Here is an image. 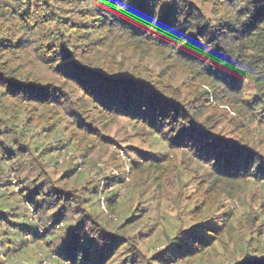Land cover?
Listing matches in <instances>:
<instances>
[{
    "label": "trees",
    "instance_id": "trees-1",
    "mask_svg": "<svg viewBox=\"0 0 264 264\" xmlns=\"http://www.w3.org/2000/svg\"><path fill=\"white\" fill-rule=\"evenodd\" d=\"M120 119L142 145L101 191L76 159ZM127 174L173 188L162 222ZM263 181L264 0H0V264H264V205L233 211Z\"/></svg>",
    "mask_w": 264,
    "mask_h": 264
},
{
    "label": "rangeland",
    "instance_id": "rangeland-1",
    "mask_svg": "<svg viewBox=\"0 0 264 264\" xmlns=\"http://www.w3.org/2000/svg\"><path fill=\"white\" fill-rule=\"evenodd\" d=\"M154 63H155V60L148 61V64H154ZM176 75L177 76H174L175 85L176 84L181 85V86H178L179 91L186 90V86L182 84V82L185 80V75L181 73L176 74ZM253 127L254 126H251V128ZM34 132L39 133V131L37 130H34ZM105 132L106 134H108V136H110L111 138H114L117 141V144L110 145L108 152H105L106 156L100 153L90 155L92 162L97 163L96 166L92 167L93 163L92 165L91 163L90 164L80 163L79 160L76 159L79 170H82V171L93 170V172L97 174V177L100 179L99 188L101 189V191L103 190V187L107 186L106 184L109 183L108 178L114 177L113 178L114 181H118L120 179V174L116 172V170L114 169V166L106 162L107 156L111 152H117L119 154V157H121L120 161H122V164H123L122 166H125V169H127L126 167L127 165L125 161H129L134 155L132 157H127L126 156L127 154L125 153L123 146H126V144H130L131 142H133L132 143L133 146H134V143L142 145L140 139L134 137L133 133L131 132L129 124L125 119H120V120H117L116 122H113L112 124H109L107 128L105 129ZM45 142L50 143V140L47 139ZM56 148H58V146H56ZM54 154H56L60 158L61 162L64 163L67 160H70L71 156L74 153L69 151L68 148L64 147V148H60L59 151L58 150L54 151ZM182 157H183V154L181 153L180 150H178L176 153L170 154L167 160L168 161L176 160L174 161V164H176L175 165L176 169H181V167L183 166L181 165L183 161ZM143 180H137V179L134 180V178H132L128 174L125 175V179H124L125 185L119 184L118 186L116 185L114 187V189H118L117 201L125 200L126 198L125 196L127 192L126 184H130V187L132 190L131 192L134 197H137V196L139 197L140 193H144V197H142V199L144 200L143 209L145 210L144 212V214L146 215L145 218H150L149 222H155V220L161 221L160 216L161 215L164 216L165 212L168 215V212L170 213V210L173 206L172 205L173 197H171L174 193L173 188H169L167 193L164 196H161V197L157 196V200L158 201L160 200L161 201L160 203L162 205L160 206V208H158L157 205H155L156 200L154 198L156 197V195H153L152 193L153 188L150 187V182L148 181L147 183H144ZM176 181L177 179L171 177L169 183L170 185H175ZM261 186L264 187V181L260 182L258 185L254 184L252 187H248L245 191L242 190L243 192L241 193L240 201H236L235 205L233 206V211L235 210L238 211L240 218H242L245 208L250 207V208L256 209L257 207L264 205V188H261ZM100 203L101 205L103 204L102 198L100 199ZM149 203H151L152 207L149 205ZM163 249H164L163 245H160L159 243L155 245L152 244L151 247L148 248V250L151 251L152 253H159L163 251ZM217 250H218L217 251L218 254L214 257H211L209 263L210 264H229V262H231L229 258H222L221 257L222 251L219 249ZM169 264H182V263L177 262V263H169Z\"/></svg>",
    "mask_w": 264,
    "mask_h": 264
},
{
    "label": "built area",
    "instance_id": "built-area-1",
    "mask_svg": "<svg viewBox=\"0 0 264 264\" xmlns=\"http://www.w3.org/2000/svg\"><path fill=\"white\" fill-rule=\"evenodd\" d=\"M38 232L41 233V230L38 229ZM43 264H50V262H48V261H44Z\"/></svg>",
    "mask_w": 264,
    "mask_h": 264
}]
</instances>
